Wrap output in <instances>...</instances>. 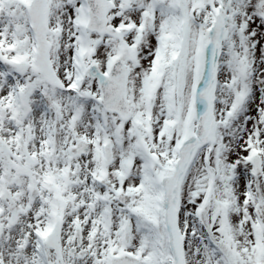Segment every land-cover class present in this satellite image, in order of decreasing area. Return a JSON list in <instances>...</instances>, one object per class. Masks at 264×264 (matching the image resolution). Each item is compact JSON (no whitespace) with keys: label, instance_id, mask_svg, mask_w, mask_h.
Wrapping results in <instances>:
<instances>
[{"label":"snow or ice","instance_id":"6c2138e0","mask_svg":"<svg viewBox=\"0 0 264 264\" xmlns=\"http://www.w3.org/2000/svg\"><path fill=\"white\" fill-rule=\"evenodd\" d=\"M0 264H264V0H0Z\"/></svg>","mask_w":264,"mask_h":264}]
</instances>
